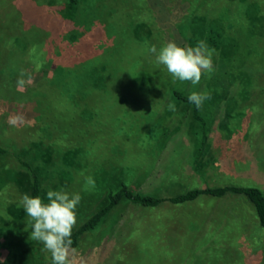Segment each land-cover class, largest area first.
Returning a JSON list of instances; mask_svg holds the SVG:
<instances>
[{"label":"rangeland","instance_id":"obj_1","mask_svg":"<svg viewBox=\"0 0 264 264\" xmlns=\"http://www.w3.org/2000/svg\"><path fill=\"white\" fill-rule=\"evenodd\" d=\"M234 1H84L83 33L73 46L58 41L61 31L35 25L29 44L21 46L13 33L29 29L28 17L49 25L56 18L52 0H0V145L7 150L0 155V232L9 231L12 243L30 241L21 259L15 251L8 254L0 236V264H51L43 244L30 239L20 204L28 193L27 175L17 158L37 173L46 200L49 190L80 194L73 229L121 183L156 197L223 185L254 186L264 194V0ZM199 41L214 49V71L197 85L174 81L149 51L168 42L188 47ZM10 45L17 47L9 53ZM5 57L25 59V66L13 65L8 75ZM85 60L81 80L97 81L102 89L86 84L77 97L57 95L56 67ZM22 72L31 83L18 90ZM172 90L209 95L199 108L203 137L191 108L173 98ZM12 115H22L25 123L11 126ZM85 177L95 186L85 190ZM9 178L21 180L19 188ZM12 208L20 218L13 217L16 225L8 216ZM263 243L264 231L243 194H200L152 207L123 199L80 235L73 262L263 264Z\"/></svg>","mask_w":264,"mask_h":264},{"label":"trees","instance_id":"obj_2","mask_svg":"<svg viewBox=\"0 0 264 264\" xmlns=\"http://www.w3.org/2000/svg\"><path fill=\"white\" fill-rule=\"evenodd\" d=\"M84 1H89V0H52V3L50 2V4H53V5H49V6L52 7L50 10L52 11L53 15L56 16V18L50 17V20L46 22L50 24L45 27L42 22L36 24L35 21H32L31 17H28L25 20L24 25L27 26L29 25L28 23H32L31 25H29L30 26L29 29L25 30L22 27L21 32L19 31V34L14 32L12 41H14V43L17 45L21 44V46H27L29 44V40L31 39L30 34L32 35L34 27H35V28H41L42 30H48V31H54V32L61 31L62 33L61 34L58 33L57 35L59 37L58 41L65 40L68 43L67 45L73 46L75 42L78 40L79 36H81V34L83 33L82 32L83 29L81 27H82V23L84 22L83 14L86 12V10H82L80 12V8ZM238 2L246 3L245 0H238V1L236 0L233 3H238ZM246 12L249 13L247 9H246ZM33 25L35 26L32 27ZM37 39L39 41V32H38ZM80 43L81 41L79 42V44ZM2 44L3 46L8 45V43L6 42ZM14 47H17V46L10 45L9 48L7 49L9 50L8 52L10 53V50H12V48ZM54 53H59V51L54 50ZM5 59L7 60L5 64L6 66H3L2 68H4L6 72H8V75H10L9 69L12 68L13 65L16 67L19 66L22 69L25 66V59H23L22 61L20 60L21 62L20 61L18 62L16 58L8 59L7 57H5ZM86 63H87V60L81 61L79 63L78 62L74 63L73 66L68 67V68L64 66H61V67L57 66L56 67L57 76L53 78L52 85H54V82L57 80L58 83L56 84H58L59 87L56 88L55 86H53L54 87V89L52 88L53 91L59 96L62 94L63 97H65V94L67 95L71 94L70 96L73 95L77 97L80 94V88L86 89L84 87L86 84H87L86 87L88 86L91 90L92 89L93 90L102 89L100 87L99 82L97 81H90L87 79V77H86L87 81L81 80V75H79V73L81 71V67H83ZM88 76L93 77V74L88 75ZM8 80H9V83L7 85L10 86V84L13 83L11 81V77L8 76ZM12 88L13 86L10 89ZM171 95L177 101L184 102L187 106L191 108L190 111H191L192 118L195 120V122L196 121L199 122V127L202 131L201 133L203 137L204 127H203V122L201 120V117L199 115V109L194 104L189 103L188 101L189 95L181 91H177V90H172ZM76 97H73V98H76ZM67 98L68 100L72 99L66 96V99ZM74 107L78 111L80 110V107L77 105L76 102H74ZM202 139L203 138H201V141H200L201 144H202ZM39 144L40 143L35 142L34 146L39 145ZM4 153H7V150L3 146L0 145V155ZM16 161H17L18 166L23 168L24 172L27 175V182H28V193L27 194L30 195L31 197L39 196L43 200L44 203H48V201L45 198H43L41 194V186H40L39 176L37 175V173H35L32 170V167L27 162L21 161L19 158H17ZM5 171L11 172L9 169ZM7 181L14 184L16 188H19L20 186L19 184L21 183V180L14 179V178H9V180ZM2 184L3 183L1 182L0 187ZM227 192L243 194L250 201V203L253 206L257 222L264 231V194L258 188L254 186L223 185V186H216V187L190 188L178 194L171 195L169 197H156V196H152L149 194H142L138 192L134 193L131 190L127 189L123 183H121V185L115 190H109L106 192L105 203L103 206L98 208L95 212L89 215L84 221H82L72 230V233H71V239L73 241L72 248L76 247L80 235H82L85 232H89L95 229L96 226L101 222L103 217L107 214V212H109V210L112 207H114L116 204H118L123 199L131 203L141 205V206L152 207V206L161 204L164 201H167L170 204H179V203L193 200L200 194H208V195L220 197V196H223ZM7 211L9 212V214L8 213L7 214L11 218L10 220H12L14 225H16L18 222L15 223L13 221V217L16 220H20V218L17 217L15 213L13 212L15 210L12 208ZM17 232H15L14 230V232L12 233L16 234ZM8 233L9 231H6L5 234H2L0 232V236L2 237V240L4 241L2 245L6 247L8 254H11L12 251H15L13 252V254H19L22 257L21 259H25L26 256L22 255L24 253L23 246L25 247L28 246L30 241H28L27 239H24L25 242L24 241L22 242L20 239V241H16L12 243L10 240H7L6 238V235ZM6 257L8 258L9 256L6 255ZM262 261L264 264V243H263ZM22 262L24 263L23 260Z\"/></svg>","mask_w":264,"mask_h":264},{"label":"clouds","instance_id":"obj_3","mask_svg":"<svg viewBox=\"0 0 264 264\" xmlns=\"http://www.w3.org/2000/svg\"><path fill=\"white\" fill-rule=\"evenodd\" d=\"M149 51L155 54L156 63L163 65L174 81L190 82L197 85L204 73L209 75L214 71L212 56L214 49H209L204 41L195 46L181 47L175 42H168L159 51L155 46ZM39 68V65L37 66ZM26 83H31V77L24 79V73L17 80L18 90H23ZM208 94L192 92L188 101L198 109L209 99ZM170 111H175V104L169 103ZM8 123L19 127L25 123L22 115H12ZM95 186L91 177H85V190ZM48 203L37 197L24 194L20 204L29 220L27 225L32 229L30 239L41 242L44 250L51 255V264H74L75 249L72 248L71 233L76 224L75 209L81 201L78 193L69 194L65 191L49 190L46 194Z\"/></svg>","mask_w":264,"mask_h":264}]
</instances>
